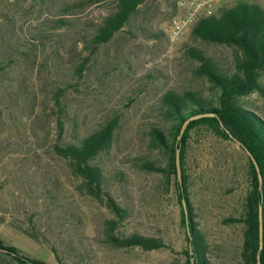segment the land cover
I'll return each instance as SVG.
<instances>
[{
	"label": "rangeland",
	"instance_id": "374dc122",
	"mask_svg": "<svg viewBox=\"0 0 264 264\" xmlns=\"http://www.w3.org/2000/svg\"><path fill=\"white\" fill-rule=\"evenodd\" d=\"M90 1L0 0V9L22 29L21 42L33 47L36 56L31 65L19 61L0 73V241L47 264L59 263L45 244L24 230L45 232L59 253L68 243L75 246L80 254L65 257L64 264L80 259L82 264H182L187 242L175 193L163 189L160 175L139 171L130 159L161 157L150 147L149 130L162 121L159 110L166 92L214 98L215 89L199 75L198 63L186 54V47L202 49L228 70L233 68L236 52L232 47L192 39L191 26L171 40L168 24L187 12L185 4L191 0H148L89 58L83 76L78 77L75 68L86 54L76 31L80 27L90 31L112 9L111 0L89 5ZM63 3L76 5L73 15L66 16L71 29L54 26ZM19 84L34 89L33 114L25 99L11 105L10 94ZM57 93L69 115L66 136H82L99 123L119 117L114 144L104 157L107 170L126 176L125 183H113L110 188L114 198L129 209V218L115 233L158 237L165 248L118 249L102 241L104 221L112 215L102 202L77 195V179L53 153ZM240 103L264 119V97L251 93ZM185 169L187 201L182 202L183 208L189 206L193 212L210 245L212 264H235L240 229L225 220L238 215L248 186L246 152L234 140L201 129L191 135ZM14 263L1 255L0 264Z\"/></svg>",
	"mask_w": 264,
	"mask_h": 264
},
{
	"label": "trees",
	"instance_id": "16d2710c",
	"mask_svg": "<svg viewBox=\"0 0 264 264\" xmlns=\"http://www.w3.org/2000/svg\"><path fill=\"white\" fill-rule=\"evenodd\" d=\"M14 1L22 3L54 0ZM146 1L148 0H111V11L99 23L93 25L90 31L84 27L76 31L77 42L82 45V53L86 56L75 68V75L83 76L89 58L121 31L139 6ZM95 2L100 0H91L89 5ZM75 6V3L60 5L59 17L54 21L55 29L73 28L66 16L73 15ZM21 33L22 29L18 27L17 21L8 17L4 9H0L2 74L12 64L23 61L31 65L36 58L32 51L33 47L21 42ZM189 34L192 39L201 43L232 47L236 52L233 68L230 70L222 68L200 48L186 47V54L198 63L199 75L215 89L214 98L209 99L194 92H166L162 97V108L159 110L162 121L149 130L150 147L157 150L161 157L136 155L130 162L141 172L160 175L163 189L173 190L175 193L180 206V224L185 231L187 242L182 252L184 257L182 264H212L210 245L195 223L190 207L188 206L186 210L182 203L184 200L187 201L188 176L185 165L189 141L195 131L206 129L218 138L234 140L242 149H247L259 167L262 183L259 182L255 167L246 154L248 186L238 215L225 221L240 229L235 264H264V119L240 103L243 97L251 93L264 97V6L249 0H237L220 6L211 15L199 17L191 25ZM151 38H158V34H151ZM32 92L33 88L19 84L13 95L10 94L11 105L19 98L25 99L28 112L33 114L36 110L34 102L36 96L32 97ZM54 104L57 109L55 114L57 140L53 144V153L66 163L69 173L77 179V195L102 202L112 215L111 219L104 221L102 241L118 249L138 247L144 251H153L165 248L166 243L158 237L145 236L138 232L115 233L118 226L129 218V209L114 198L110 188L113 183H125L126 176L123 172L112 173L107 170L104 167V157L114 144L119 117L113 116L99 123L94 130L82 136L79 134L66 136L65 126L69 121V115L66 106L60 102L58 93ZM189 119L181 138L178 139L182 125ZM176 149L180 150L181 182H178L176 175ZM260 206L263 220L261 249L258 229ZM24 232L45 244L59 264H64V258L67 256L80 254L71 243L59 253L45 232L28 229ZM1 250H5V254L1 253L3 252ZM1 255L10 257L14 264H47L22 255L15 246L4 245L2 241L0 257ZM82 263L83 260L80 259L73 264Z\"/></svg>",
	"mask_w": 264,
	"mask_h": 264
},
{
	"label": "built area",
	"instance_id": "2783aa9c",
	"mask_svg": "<svg viewBox=\"0 0 264 264\" xmlns=\"http://www.w3.org/2000/svg\"><path fill=\"white\" fill-rule=\"evenodd\" d=\"M237 0H191L185 4L187 12L184 15L171 19L168 24L167 34L171 40H176L180 34L190 27L199 17L211 15L216 7H220ZM264 3V0H249Z\"/></svg>",
	"mask_w": 264,
	"mask_h": 264
},
{
	"label": "water",
	"instance_id": "95a60500",
	"mask_svg": "<svg viewBox=\"0 0 264 264\" xmlns=\"http://www.w3.org/2000/svg\"><path fill=\"white\" fill-rule=\"evenodd\" d=\"M190 121V119L188 121H185L184 124L182 125V128L180 130V135L178 136V139L181 138V135L183 134L188 122ZM231 137V136H230ZM244 151L246 152V154L248 155V157L251 159L254 167H255V170L257 172V175H258V179H259V182L262 183V178H261V174H260V171H259V167L255 161V159L253 158V156L251 155V153L243 148ZM175 168H176V175H177V180L178 182H181V166H180V150L179 149H176L175 151ZM184 205V204H183ZM262 223H263V220H262V208L261 206L258 208V229H259V248L261 249L262 248V231H263V226H262ZM3 252H6L5 250H1Z\"/></svg>",
	"mask_w": 264,
	"mask_h": 264
},
{
	"label": "crops",
	"instance_id": "0c3cea01",
	"mask_svg": "<svg viewBox=\"0 0 264 264\" xmlns=\"http://www.w3.org/2000/svg\"><path fill=\"white\" fill-rule=\"evenodd\" d=\"M217 9V8H216Z\"/></svg>",
	"mask_w": 264,
	"mask_h": 264
}]
</instances>
